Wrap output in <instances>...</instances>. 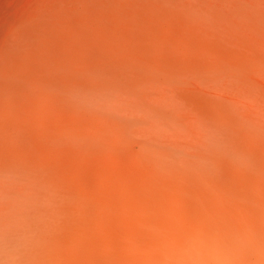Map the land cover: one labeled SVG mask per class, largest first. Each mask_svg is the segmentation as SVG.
<instances>
[{
	"label": "bare ground",
	"instance_id": "obj_1",
	"mask_svg": "<svg viewBox=\"0 0 264 264\" xmlns=\"http://www.w3.org/2000/svg\"><path fill=\"white\" fill-rule=\"evenodd\" d=\"M0 264H264V0H0Z\"/></svg>",
	"mask_w": 264,
	"mask_h": 264
}]
</instances>
